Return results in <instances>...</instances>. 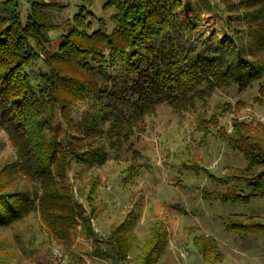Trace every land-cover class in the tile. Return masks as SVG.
Instances as JSON below:
<instances>
[{"label": "rangeland", "instance_id": "1", "mask_svg": "<svg viewBox=\"0 0 264 264\" xmlns=\"http://www.w3.org/2000/svg\"><path fill=\"white\" fill-rule=\"evenodd\" d=\"M35 1L32 5L30 0H0V22L6 19L2 10L9 5L24 28L36 20L46 26L48 39H41V46L34 39L26 41L35 56L26 71L37 90L39 76L50 74L47 55L60 53L63 36L75 25L81 7L103 19L110 31L119 0ZM189 2L201 21L192 35L183 27L188 56L211 54L224 44L222 62L230 63L241 54L264 67L260 47L264 0H233L231 4L237 6H253L238 11L220 5L219 0ZM66 65L59 63L66 74L83 77L73 72L78 71L74 64ZM210 82V86L207 80L196 83L188 93L191 99L161 103L152 114L133 118L119 129L113 121L106 122L96 140L106 147V163L89 166L74 160L66 170L63 188H69L71 201L79 204V209L69 212L75 215L70 223L59 224L61 228L54 232L46 223L49 217L44 220L37 210L0 228V264H264V194L248 205L225 201L228 194L247 196L253 191L251 184L263 180L259 176L264 173L263 155L250 172L237 169L248 165L243 154L247 137L264 145V72L246 87L227 78L222 86H216L213 78ZM97 83L103 79L97 77ZM89 98L71 110L78 128L84 115L92 114L93 105H98ZM3 108L0 99V190L10 195L40 190L13 164L18 152L7 130L11 115H4ZM59 127L54 123L49 128L56 133ZM121 129L130 135L120 138ZM63 130L70 128L62 125L56 133L59 140ZM21 144L28 147L24 140ZM247 148L258 155L251 143ZM251 228L255 230L249 233L240 230ZM198 234L211 237L219 247L200 240ZM195 241L206 246L205 259L198 255Z\"/></svg>", "mask_w": 264, "mask_h": 264}, {"label": "trees", "instance_id": "2", "mask_svg": "<svg viewBox=\"0 0 264 264\" xmlns=\"http://www.w3.org/2000/svg\"><path fill=\"white\" fill-rule=\"evenodd\" d=\"M30 1L32 5L36 4L35 0ZM232 2L219 0L220 5L231 11L253 7L237 6L236 2ZM117 8L119 11L113 22L115 27L109 31L103 19H96L92 12L81 7L74 17L75 25L63 36L60 53L47 55L50 74L39 76L41 86L37 90L31 73L26 71L35 57L26 41L31 38L41 46V39H48L46 26L43 21L36 20L35 24L24 28L13 17L9 5L2 10L4 16L7 15L0 22L2 112L11 115L7 130L10 129L9 134L18 152L13 164L40 190L33 188L32 191L23 190L10 195L1 189L0 228L9 227L37 210H40L44 220L49 217L46 223L54 232L61 228L59 224L68 225L75 216L69 212L79 209V204L71 201V193H67L69 188H63L66 170L74 160L89 166L106 163L105 145L96 144L106 122L113 121L115 129H119L133 118L140 120L152 114L161 103L191 99L188 93L203 80H207L210 86V78H213L216 86H222L227 78L240 87H246L264 72L263 64L245 60L241 54L230 63L222 62L224 59L220 57L223 56L224 44L216 46L211 54L205 53L195 59L188 56L183 42V27H188L186 34L192 35L198 31L201 21L189 0H119ZM35 13L34 8L32 15L36 18ZM263 15L264 12L260 16ZM86 17L90 20L86 21ZM93 21L97 22L95 28ZM172 31L175 39L171 37ZM164 36H167L166 41H163ZM205 43L210 45L209 41ZM260 47L264 50V31L260 35ZM106 49L109 50L108 55H105ZM60 62L65 67L67 63L70 66L74 64L78 71L72 69L73 72L81 73L83 77L66 74L63 67H59ZM97 77L102 78L103 83H97ZM89 97L95 98L98 105H93L92 114L84 115L78 128L72 120L71 110ZM107 115L110 119L105 118ZM54 123L60 126L56 133L61 132L62 125L70 128L63 130L61 140L49 128ZM118 135L121 138L122 135L129 136L130 132L121 129ZM21 140L28 147L22 146ZM244 142L247 145L251 143L258 152V155L252 154L247 145L244 147L243 154L248 165L237 170L248 173L258 166L255 164L259 157L264 156V145L250 142L248 137ZM27 153H33L31 158ZM261 163L263 166L264 159ZM259 176L264 180V173H259ZM263 180L251 184L253 191L247 196L227 193L229 196H225V201L248 205L252 199L264 194ZM60 186L63 191L59 190ZM240 230L249 233L255 228ZM198 235L200 240L204 238L218 246L211 237ZM194 246L198 255L205 259L206 246L196 241Z\"/></svg>", "mask_w": 264, "mask_h": 264}]
</instances>
